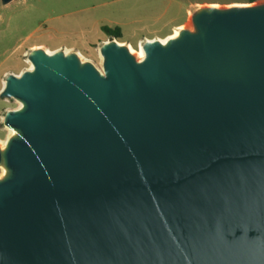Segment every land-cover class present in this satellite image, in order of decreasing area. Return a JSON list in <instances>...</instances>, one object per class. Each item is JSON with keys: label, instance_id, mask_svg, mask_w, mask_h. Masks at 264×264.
<instances>
[{"label": "water", "instance_id": "water-1", "mask_svg": "<svg viewBox=\"0 0 264 264\" xmlns=\"http://www.w3.org/2000/svg\"><path fill=\"white\" fill-rule=\"evenodd\" d=\"M191 19L7 76L0 264H264V1Z\"/></svg>", "mask_w": 264, "mask_h": 264}, {"label": "rangeland", "instance_id": "rangeland-1", "mask_svg": "<svg viewBox=\"0 0 264 264\" xmlns=\"http://www.w3.org/2000/svg\"><path fill=\"white\" fill-rule=\"evenodd\" d=\"M243 2L244 0H12L4 3L0 0V90L9 74H20L30 66V53L38 47L77 52L101 67L99 49L104 41L113 39L102 30L104 24L115 27L118 22L122 23L120 27L123 37L119 41L138 49L139 44H144L149 38L167 37L180 25L194 29L192 14L202 6L212 3L225 6ZM19 106L18 100L0 96L1 139H6L9 135V129L4 124L7 111Z\"/></svg>", "mask_w": 264, "mask_h": 264}, {"label": "bare ground", "instance_id": "bare-ground-1", "mask_svg": "<svg viewBox=\"0 0 264 264\" xmlns=\"http://www.w3.org/2000/svg\"><path fill=\"white\" fill-rule=\"evenodd\" d=\"M183 28H185L183 25H180V26H178V27H176L175 28V30H174V32L173 33H171L169 36H167V37H164V38H161V40H162V42H166V40H168L169 38H171V37H175V36H178L179 35V33H180V31L183 29ZM150 39V38H149ZM122 44H124V43H122ZM140 45V47L138 48V49H135L132 45H129V44H127V46L130 48V50H131V52L132 53H134V54H136L137 55V57H139V58H143L144 56H145V51H144V47H143V44H139ZM39 46V45H38ZM47 52H49V53H52L54 50H50V49H48V48H44ZM69 49V48H68ZM66 52L67 53H69L70 51H67L66 50ZM79 56L81 57V59L83 60V61H88L89 59L87 58V59H85L84 57H82L80 54H79ZM33 67V63L30 61V66L27 68V69H31ZM26 70V69H25ZM22 105V103L20 102V106ZM8 129H9V135L7 136V138L6 139H1L0 138V144H1V147L2 148H4L5 146H6V143H7V140L11 137V136H13L14 134H16V131H15V129H13V128H9L8 127ZM2 172H3V174L5 175V174H7V172H8V170H7V168L4 166L3 167V169H2Z\"/></svg>", "mask_w": 264, "mask_h": 264}, {"label": "trees", "instance_id": "trees-1", "mask_svg": "<svg viewBox=\"0 0 264 264\" xmlns=\"http://www.w3.org/2000/svg\"><path fill=\"white\" fill-rule=\"evenodd\" d=\"M259 0H244V2H256ZM102 30L109 36H112L113 38H117L118 40H121L123 37L122 28L117 25L115 27H111L109 25H102Z\"/></svg>", "mask_w": 264, "mask_h": 264}, {"label": "crops", "instance_id": "crops-1", "mask_svg": "<svg viewBox=\"0 0 264 264\" xmlns=\"http://www.w3.org/2000/svg\"><path fill=\"white\" fill-rule=\"evenodd\" d=\"M181 24H182V23H181ZM118 25H119V26H121V25H122V23H119V22H118Z\"/></svg>", "mask_w": 264, "mask_h": 264}]
</instances>
